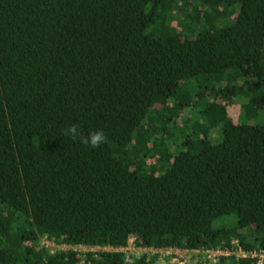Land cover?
Listing matches in <instances>:
<instances>
[{
    "label": "trees",
    "instance_id": "obj_1",
    "mask_svg": "<svg viewBox=\"0 0 264 264\" xmlns=\"http://www.w3.org/2000/svg\"><path fill=\"white\" fill-rule=\"evenodd\" d=\"M263 110L264 0H0V264L264 253Z\"/></svg>",
    "mask_w": 264,
    "mask_h": 264
},
{
    "label": "built area",
    "instance_id": "obj_2",
    "mask_svg": "<svg viewBox=\"0 0 264 264\" xmlns=\"http://www.w3.org/2000/svg\"><path fill=\"white\" fill-rule=\"evenodd\" d=\"M50 243L47 240H44ZM52 244V243H50ZM42 246H44L42 242ZM61 250H68L60 248ZM81 249H86V252L82 253ZM73 251L85 254L87 252H115L123 254L125 258V262L128 264L133 263L140 259L142 255L150 253L152 256H155L159 262H163L164 264H219L221 258H230L233 257L235 259H256L257 264H264V253L263 252H251L247 253L242 250V247L238 243V241L234 240L231 242L230 247L225 249H216V250H179V249H151L147 250L141 247H137L135 245L134 239H130L125 248L119 249H111L109 247L98 248L97 249H88L85 247L78 246L72 249Z\"/></svg>",
    "mask_w": 264,
    "mask_h": 264
},
{
    "label": "clouds",
    "instance_id": "obj_3",
    "mask_svg": "<svg viewBox=\"0 0 264 264\" xmlns=\"http://www.w3.org/2000/svg\"><path fill=\"white\" fill-rule=\"evenodd\" d=\"M63 135L70 137L72 140L79 139L80 143L91 148H98L107 141V137L102 130L92 131L87 135H84L82 134L80 127L76 124H72L66 127L63 131Z\"/></svg>",
    "mask_w": 264,
    "mask_h": 264
},
{
    "label": "rangeland",
    "instance_id": "obj_4",
    "mask_svg": "<svg viewBox=\"0 0 264 264\" xmlns=\"http://www.w3.org/2000/svg\"><path fill=\"white\" fill-rule=\"evenodd\" d=\"M231 116L233 118L232 113H231ZM237 121H239V122H243L244 121V122H248V123H252V124L264 125V110L263 111H259V113L256 115V117L248 118V119H246L245 117H242V118H240V120L237 119ZM218 135H219L218 138H215V136H210V138H209L210 141L213 142V143H215L217 141H220L221 132H218ZM43 244H44V247L46 249H48L50 253H54L55 251L60 250V248L66 249L65 247L56 246V245L50 244V243H48L46 241H43ZM81 251H82V253H84V252H86V249H81ZM159 264H164V263L163 262H159Z\"/></svg>",
    "mask_w": 264,
    "mask_h": 264
}]
</instances>
